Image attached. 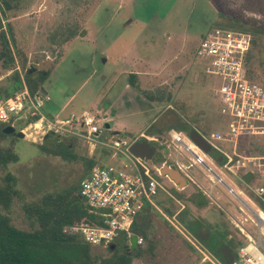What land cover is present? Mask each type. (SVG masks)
<instances>
[{"label": "rangeland", "instance_id": "374dc122", "mask_svg": "<svg viewBox=\"0 0 264 264\" xmlns=\"http://www.w3.org/2000/svg\"><path fill=\"white\" fill-rule=\"evenodd\" d=\"M4 1L0 4V25L6 33L13 61L4 65V57H0V99L19 89L17 83L25 79L28 68L36 67L42 58H49L52 65L39 83L50 97L43 108L47 118L55 113L78 116L87 111L117 131L115 137L132 143L144 135L156 147L150 159L157 165L168 161L177 169L173 164L176 149L168 134L171 129L188 138L189 129L205 134L222 128L214 94L217 79L205 74L194 57L198 42L210 28L220 23L248 29L253 37L248 67L253 74L264 77V0ZM71 32L72 38L64 44L58 43ZM158 90L165 95L170 93V98L148 97L149 92L158 95ZM49 104L54 106L48 107ZM61 105H64L62 111ZM29 122L20 121L15 129L21 130ZM45 129L31 126L23 138L6 134L0 140L2 149H10L18 157L16 162L7 164V170L16 179L18 193L7 209L0 207V212L23 230L40 229V223L28 217L25 204H40L44 195L79 184L89 171L88 160L95 164L105 160L99 147L95 150L81 138L56 133L59 141L69 143L72 156L63 159L43 152L40 145L48 133ZM110 133L106 131L104 135ZM240 151L264 154V136L244 141ZM186 154L183 149L179 156L187 164ZM212 160L216 173L223 176L221 165L213 157ZM4 174L0 171V182ZM183 175L186 179L183 187L165 176L159 179L165 191L156 199L158 209L147 208L137 218L136 227L145 236L130 264L200 261L198 253L166 221L165 216L173 218L175 213L186 233L197 236L220 257L227 253L217 244L230 232L239 233L231 217L238 214L239 220L246 216L245 228L257 237L258 227L251 222V216L262 226L259 249L264 253V224L249 208L256 209L264 219L253 190L261 182L260 176L250 179L248 185L238 175H226L224 179L246 205L225 184L214 183L215 177L200 165L190 167L188 175ZM238 206L243 207L245 214ZM208 212L211 217H204ZM201 223L213 229L211 235H200L197 227ZM242 239L246 241L243 236ZM122 244L118 243V247ZM90 252L96 258L111 253L98 246H90Z\"/></svg>", "mask_w": 264, "mask_h": 264}, {"label": "built area", "instance_id": "2783aa9c", "mask_svg": "<svg viewBox=\"0 0 264 264\" xmlns=\"http://www.w3.org/2000/svg\"><path fill=\"white\" fill-rule=\"evenodd\" d=\"M251 48L250 33L213 26L203 34L194 52L196 62L203 72L217 79L214 94L223 125L219 130L199 133L210 148L221 156L219 169L223 176L214 170L212 157L189 138L174 129L168 134L176 155H180L183 149L187 153V164L173 159V164L182 174L188 175L190 167L200 165L210 174L215 172L218 178L212 179L213 182L222 184L225 183L226 175H258L263 182L256 184L253 190L264 202V154H242L240 151V144L244 140L264 136V77L255 74L250 76L247 56ZM49 100V95L43 89L31 93L22 79L18 90L0 99V123L16 127L18 122L30 120L21 129L23 132L38 124V127H45L46 132L81 138L95 150L99 147L105 160L91 167L81 180L78 190L95 220L73 226L72 231L78 233L90 246L108 248L122 234L126 235L129 244V237L133 234L132 225L138 216L147 208L158 209L156 199L165 191L159 181L164 177L160 169L163 165L171 167V164L162 161L157 165L150 158L135 155L130 150L129 140L115 137L110 125L106 127L104 121L96 120L87 111L78 116L73 113L65 116L56 114L47 118L43 108ZM106 131L111 132L110 136L104 135ZM229 187L231 189L228 190L233 194L235 190ZM161 213L165 216V213ZM176 215L173 218L165 216L166 221L198 253L200 261L196 264H264V253L259 249L262 246V226L251 216V222L258 227L257 237L232 217L246 241L238 248L236 258L225 262L197 236L186 233ZM247 220V217L244 218V222ZM142 240V237L137 236V244H141Z\"/></svg>", "mask_w": 264, "mask_h": 264}, {"label": "trees", "instance_id": "16d2710c", "mask_svg": "<svg viewBox=\"0 0 264 264\" xmlns=\"http://www.w3.org/2000/svg\"><path fill=\"white\" fill-rule=\"evenodd\" d=\"M2 3H5V1L0 0V4ZM216 26H224L248 32V29L242 25L235 26L234 24L227 25L218 23ZM72 37L73 32L67 34L58 43L64 44ZM0 39L2 41L0 57H4V65H7L13 61V56L10 52L8 39L3 29L0 30ZM250 51L247 56V62L249 61ZM30 68L25 73L24 81L29 91L34 93L42 89V85L39 83L44 81L46 74L37 69L34 72ZM250 76L253 77L252 71H250ZM130 81L133 82L134 80L131 78ZM17 85L19 88L21 87L20 80ZM156 94L158 95H153L149 92L148 97L151 99H155L156 97L158 100H162L165 97L167 99L170 98V93L165 95L164 91L158 90ZM4 126V124H0V140L6 135L2 131ZM186 131H188V134L190 129ZM56 136L53 132H48L44 135V143L40 145V148L43 152L68 159L72 156L69 143L59 141ZM256 147L258 148L259 146ZM209 155L219 165L222 163L221 156L216 152ZM17 160L18 157L12 150L2 149L0 146V171L5 172L0 182V207L6 209L10 206L13 197L18 193L15 187L16 179L7 170V164L16 162ZM94 164L95 162L93 160H88L87 169L90 170ZM241 177L245 181L244 183L248 185L247 182H252L250 179H254L255 176L242 174ZM262 182L263 180L261 179L260 183ZM79 185L80 183L72 185L60 193L46 194L40 204L27 203L24 205L28 217L40 223V229L38 230L29 231L20 229L11 222L8 215L0 212V264H130L132 255L136 253L137 247L140 244L136 248L131 249L126 235H120V239L114 242L115 247L113 249L107 248L111 252L109 256L96 258L90 252V245L81 240L78 233L72 231L73 226L91 223L95 220V216L88 212L83 200L79 196ZM256 198L260 201L258 208L264 213V202L259 196ZM199 205H203L202 201L199 202ZM136 224L137 221L132 225L133 233L139 237L145 236V232L137 228ZM234 237L230 240V242H233V245L228 251L225 249V246L219 247L227 253L223 257L218 256L212 248H208L223 261L230 262L236 258L238 251V245L235 243ZM118 243L123 244L118 247ZM235 246L237 247L234 248Z\"/></svg>", "mask_w": 264, "mask_h": 264}, {"label": "water", "instance_id": "95a60500", "mask_svg": "<svg viewBox=\"0 0 264 264\" xmlns=\"http://www.w3.org/2000/svg\"><path fill=\"white\" fill-rule=\"evenodd\" d=\"M52 65V60L49 58H42L36 67L30 68V70L37 69L39 71L46 72ZM106 127H109V124L106 123ZM3 133L5 134H12L16 138H23L25 136V133L22 130H16L14 126L12 125H5L3 127ZM117 131H114L116 133ZM47 134V133H46ZM45 134V135H46ZM188 138L197 145L202 151L212 154L214 151L210 148L209 144L206 142V140L203 138V136L195 129H192L188 133ZM155 145L151 144V142L147 139L146 136L141 135L140 137L134 139V141L131 143L130 150L132 153H134L137 156L147 157L150 158L151 155L155 152ZM207 166V165H206ZM160 173L163 176H167L172 182L177 184L178 186L183 187L186 185V179L185 175H183L179 170L170 167L168 165H163L160 169ZM215 178H218V175L215 172H211ZM227 186L228 189H231L226 183L223 182ZM233 194L240 199L241 202H244L243 199L234 191H232ZM245 203V202H244ZM246 204V203H245ZM247 205V204H246ZM249 206V205H248ZM254 215L257 217L258 213L253 210L251 207H249ZM137 235L132 234L129 237V247L131 249H134L137 247ZM115 247V244H110L109 248L113 249Z\"/></svg>", "mask_w": 264, "mask_h": 264}, {"label": "crops", "instance_id": "0c3cea01", "mask_svg": "<svg viewBox=\"0 0 264 264\" xmlns=\"http://www.w3.org/2000/svg\"><path fill=\"white\" fill-rule=\"evenodd\" d=\"M54 106V105H52V104H49L48 105V107L49 106ZM65 105V104H64ZM64 105H61V106H59L61 109V111H62V107H64ZM58 107V106H57ZM56 108V107H55ZM59 110V111H60ZM57 113H55L54 115H56ZM59 114V113H58ZM113 132H114V130H113ZM174 159H177L178 161H180V162H184V161H182L181 159H180V156L179 155H176L175 154V157H174ZM196 166H199V165H196ZM229 191V190H228ZM230 192V191H229ZM231 193V192H230ZM243 199V198H242ZM239 208H240V210H241V212L243 213V214H245V210L243 209V207L242 206H238ZM207 209V208H206ZM259 209V208H258ZM230 210V209H229ZM260 210V209H259ZM217 212V211H216ZM211 213H207V214H204V217H211ZM235 218L237 217V218H240V215H235L234 216ZM244 218H246V216L245 217H241V219H237V221L243 226V227H245L244 226ZM231 219H232V217H231ZM232 222H233V220H232ZM234 223V222H233ZM236 226V225H235ZM236 228L239 230V233H237V232H230L226 237H225V239H224V241L223 242H219V244H217V245H219L218 247H222V246H225V249H227V251L230 249V247L233 245V242H230V240H231V238H233V236H235L234 238H235V243H236V241H237V245H238V248L245 242L244 241V239H242V236L244 237V234L240 231V229L236 226ZM197 229L199 230V233H200V235H202L203 237H206V236H209V235H211L210 234V232H211V230H213V229H211V228H207V227H204V225L201 223V226H198L197 227ZM245 238V237H244ZM209 241H210V239H209ZM236 245V244H235ZM207 246V245H206ZM207 247H209V246H207ZM237 246H235L234 248H236Z\"/></svg>", "mask_w": 264, "mask_h": 264}, {"label": "bare ground", "instance_id": "6f19581e", "mask_svg": "<svg viewBox=\"0 0 264 264\" xmlns=\"http://www.w3.org/2000/svg\"><path fill=\"white\" fill-rule=\"evenodd\" d=\"M38 127V124L35 126ZM257 212V211H256ZM257 219L259 220L260 223L264 224V219H262V217H260V215L258 214Z\"/></svg>", "mask_w": 264, "mask_h": 264}]
</instances>
